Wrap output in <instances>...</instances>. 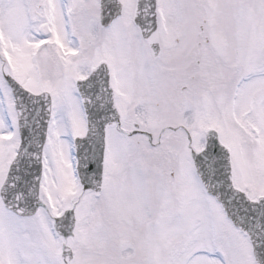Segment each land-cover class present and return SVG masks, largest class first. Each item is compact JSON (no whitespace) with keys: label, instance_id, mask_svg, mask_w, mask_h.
Returning a JSON list of instances; mask_svg holds the SVG:
<instances>
[{"label":"snow or ice","instance_id":"6c2138e0","mask_svg":"<svg viewBox=\"0 0 264 264\" xmlns=\"http://www.w3.org/2000/svg\"><path fill=\"white\" fill-rule=\"evenodd\" d=\"M0 264H264V0H0Z\"/></svg>","mask_w":264,"mask_h":264}]
</instances>
